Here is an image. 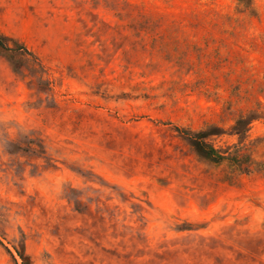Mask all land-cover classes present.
Returning <instances> with one entry per match:
<instances>
[{
  "label": "rangeland",
  "instance_id": "obj_1",
  "mask_svg": "<svg viewBox=\"0 0 264 264\" xmlns=\"http://www.w3.org/2000/svg\"><path fill=\"white\" fill-rule=\"evenodd\" d=\"M0 37V264H264V0H0Z\"/></svg>",
  "mask_w": 264,
  "mask_h": 264
},
{
  "label": "trees",
  "instance_id": "obj_2",
  "mask_svg": "<svg viewBox=\"0 0 264 264\" xmlns=\"http://www.w3.org/2000/svg\"><path fill=\"white\" fill-rule=\"evenodd\" d=\"M4 40H5L4 38L2 39V38L0 37V47H2V48H7V47L5 46V44H4V43H5ZM17 50L28 53V51H27L24 47H22V46L17 47ZM199 137H200V134L197 135V138H199ZM194 144H195V146H196V148H197L198 153H199L201 156H203V157H205V158H207V159H211L212 161L214 160L213 157H212L213 152L210 151L209 149H207L208 147H207V145H206L204 142L199 141V140L196 139V140L194 141Z\"/></svg>",
  "mask_w": 264,
  "mask_h": 264
}]
</instances>
